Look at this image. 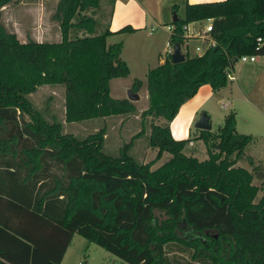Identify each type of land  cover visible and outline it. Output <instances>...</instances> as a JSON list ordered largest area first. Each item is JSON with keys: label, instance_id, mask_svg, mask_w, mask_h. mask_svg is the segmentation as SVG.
I'll list each match as a JSON object with an SVG mask.
<instances>
[{"label": "trees", "instance_id": "16d2710c", "mask_svg": "<svg viewBox=\"0 0 264 264\" xmlns=\"http://www.w3.org/2000/svg\"><path fill=\"white\" fill-rule=\"evenodd\" d=\"M16 1L0 0V9ZM99 6L57 0L58 41L21 42L0 13V264H61L76 234L128 264H176L172 248L195 264H264V190L255 201L253 173L236 165L253 137L236 132L230 112L216 133L199 130L207 153L199 160L184 152L190 139L174 138L169 125L202 85L228 84L233 57L264 55V0L186 3L172 22V45L183 44L184 24L209 18L217 44L180 63L168 54L147 72L149 144L156 158L172 155L155 169L125 150L104 154L102 131L82 140L63 133L28 98L40 86L63 85L67 123L136 112L128 98L110 95V81L130 68L122 42L106 40L135 29L96 34L85 11ZM72 29L88 35L70 38ZM142 85L135 78L131 91ZM160 117L163 125L154 123Z\"/></svg>", "mask_w": 264, "mask_h": 264}, {"label": "rangeland", "instance_id": "374dc122", "mask_svg": "<svg viewBox=\"0 0 264 264\" xmlns=\"http://www.w3.org/2000/svg\"><path fill=\"white\" fill-rule=\"evenodd\" d=\"M57 0H17L0 9L1 20L8 31L14 32L20 41H26L32 38L36 41H55L60 40L59 23L52 19ZM112 4L109 5L107 0H101L97 9H89L85 14L96 19L97 24L95 33L103 32L107 26L106 21L110 13ZM177 16L184 17L183 9H177ZM88 33L72 29L70 38L76 36H87ZM158 39H149L146 34H136L127 38L123 51V58L128 60L130 75L126 78H113L110 81V95L113 98H128V91L131 90L135 78L141 79L143 85L135 93H141L139 100H130L136 107L135 113L112 115L106 118H94L82 120L79 122L67 123L64 120V92L63 85H43L29 95V100L35 110L49 123H61L63 133H68L78 139H84L91 135H97L102 131V151L111 157H118L125 150L134 161L139 164L151 163V169L159 167L168 161L172 155L164 151L159 158L157 157L158 148L149 144V134L151 132V118L142 116V111L148 107L146 75L143 67L147 61L149 66L156 65L158 58L156 55L161 50L162 44ZM192 46L198 42H191ZM165 46V44H164ZM145 66H148L145 64ZM148 68V67H147ZM146 92V96L143 94ZM204 90H201L190 106L195 108L201 102L202 98H207L205 102L206 112L211 116V132L216 133L218 128L224 123V118L230 112L236 109L222 107V100L218 97L206 96ZM228 91V90H224ZM226 96V95H224ZM198 109V108H196ZM195 109V110H196ZM197 111L196 118L199 119L201 113ZM236 132L239 134H248L252 130L248 126L244 127L245 120L238 119ZM154 123L163 125L164 118H158ZM170 125V123H169ZM174 138L180 139L184 134H178L180 129L175 125H170ZM200 134L199 129L193 126L190 128L189 138L194 144H186L184 152L192 154L199 160L207 158L206 148L203 141H197ZM187 138V137H186ZM250 157L252 162L249 161ZM239 162V163H238ZM236 165L247 168L253 173V183L260 188L255 201H257L264 190V138L253 137L244 150V157ZM212 235H216L213 233ZM169 257L176 261V264H195L187 253L177 251L175 248L169 250ZM64 264H128L102 247L87 241L80 235H75L70 252Z\"/></svg>", "mask_w": 264, "mask_h": 264}, {"label": "crops", "instance_id": "0c3cea01", "mask_svg": "<svg viewBox=\"0 0 264 264\" xmlns=\"http://www.w3.org/2000/svg\"><path fill=\"white\" fill-rule=\"evenodd\" d=\"M213 1L221 0H107L109 5L112 4V7L106 21V29L115 32L126 25H130L135 29L133 32L113 33L107 36V43L122 42L121 58L127 63L128 60L123 58V51L127 38L144 33L149 39L160 40L159 43H161L162 46L161 50H159L156 55L158 58L156 65L149 66L147 61L144 62L143 70L145 75H147L149 69L161 64L168 55L167 41L170 37L168 27L173 26V14L176 13L177 9H183L184 12L186 3L194 4ZM174 6H177L175 11ZM55 41H58V39ZM145 64L148 66H145ZM231 70L233 78L229 80L225 87L214 91L209 85L205 84L199 88L197 94L201 90H204L203 92H205L206 96L218 97V100H222L221 104H224V108L227 106L230 107L231 110L235 108L236 127L238 125L237 118L241 119V121L245 120L246 123L243 124L244 127L248 126V128L252 130L248 133L249 135L252 137L264 138V55H257L255 61L246 63L237 61ZM225 89L228 91H224ZM143 94L146 96L145 91ZM197 94L180 107L178 114L173 121L170 122L171 126L175 125L180 127V129L176 131L178 134H184V137L180 139H186L187 134L189 137L190 128L197 121L196 116H194L197 111L200 110L202 112L206 110L205 102L207 98H202L201 102H199L198 106H195V108L190 106ZM138 95L140 99L141 93ZM197 141L202 140L198 139L195 142ZM73 239L65 252L61 264H64L66 258H68L67 256H69L68 254L73 244ZM78 264H80V262H78Z\"/></svg>", "mask_w": 264, "mask_h": 264}, {"label": "built area", "instance_id": "2783aa9c", "mask_svg": "<svg viewBox=\"0 0 264 264\" xmlns=\"http://www.w3.org/2000/svg\"><path fill=\"white\" fill-rule=\"evenodd\" d=\"M183 34H184V41L183 44L180 45L181 52L185 55L188 54L190 56H201L203 55L208 49L214 48L217 44L216 39L211 36L212 31V19H205V20H198L188 24L183 25ZM174 26H169L168 30L170 31V35L172 34ZM196 39V40H194ZM263 40L262 38H258V43H261ZM191 42H198L196 45L192 46ZM167 54H172L173 52V45L169 40L167 41ZM257 55H242L237 59V61L246 63L250 61H255ZM228 78H233V73H228ZM222 107L224 104H221ZM175 133H172L174 136ZM187 138L188 134L186 135ZM190 139V138H189ZM189 144L192 145V139L189 140Z\"/></svg>", "mask_w": 264, "mask_h": 264}, {"label": "water", "instance_id": "95a60500", "mask_svg": "<svg viewBox=\"0 0 264 264\" xmlns=\"http://www.w3.org/2000/svg\"><path fill=\"white\" fill-rule=\"evenodd\" d=\"M177 19L176 13L173 14V22ZM233 62H236V57H233ZM172 63H180L185 61V55L180 50V45L175 43L173 45V52L171 54ZM128 99L129 100H138L139 95L137 93H133L131 90L128 91ZM194 127L199 130H210L212 128V123L210 121V116L206 112H202L199 119L195 122Z\"/></svg>", "mask_w": 264, "mask_h": 264}]
</instances>
